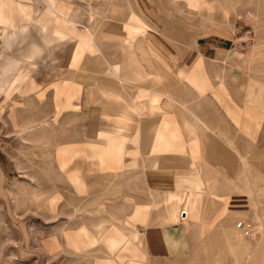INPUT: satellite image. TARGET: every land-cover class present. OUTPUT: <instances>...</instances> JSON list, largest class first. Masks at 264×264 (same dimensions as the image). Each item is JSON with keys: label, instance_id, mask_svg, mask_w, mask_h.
Instances as JSON below:
<instances>
[{"label": "crops", "instance_id": "0c3cea01", "mask_svg": "<svg viewBox=\"0 0 264 264\" xmlns=\"http://www.w3.org/2000/svg\"><path fill=\"white\" fill-rule=\"evenodd\" d=\"M0 4V114L14 90L38 89L36 97L43 98L45 85L34 80L32 66L22 68L18 60L50 64L55 72L45 98L55 131L41 129L39 135L50 181L41 189L70 195L69 206L62 198L56 205L71 209L64 215L72 217L73 208L85 205L82 199L94 197L87 203L94 212L74 219L82 218L61 235H96L94 223L106 209L123 220L107 227L110 234L136 235L141 253L152 260L181 258L191 248L193 194L200 196L197 213L221 200L210 190L204 161L227 166L232 175L244 169L253 175L256 166L264 175L259 155L264 153V0H130L131 13L127 7L125 14L115 9L109 27L95 20L85 30L63 0ZM243 30L253 36L245 51L236 49L233 36ZM20 37L24 45L15 48V59L6 57ZM135 37L149 55L137 54ZM50 47L59 53L49 55ZM20 72L22 86L6 95L7 84ZM38 124L27 127L35 130ZM240 136L249 155L235 146ZM51 169L64 179L53 182ZM144 207V220L130 222L134 209Z\"/></svg>", "mask_w": 264, "mask_h": 264}, {"label": "rangeland", "instance_id": "374dc122", "mask_svg": "<svg viewBox=\"0 0 264 264\" xmlns=\"http://www.w3.org/2000/svg\"><path fill=\"white\" fill-rule=\"evenodd\" d=\"M63 1L72 8L71 12L81 30L90 28L95 20L105 21L109 27L108 20L112 18L115 9H122L124 14L127 12L126 7L128 11L132 10L130 0ZM31 34L33 38L39 40V33L35 27H32ZM62 36L65 38L66 33H62ZM233 36L236 49L241 51H245L248 44L253 41L249 30L236 31ZM133 41L138 55L150 54L141 39L135 37ZM23 42L20 37L16 46L6 51L10 55L6 57L15 59V48L23 46ZM56 51L59 53L60 49L48 48L49 55L50 52L56 54ZM61 54L66 61L69 55L67 41L63 43ZM18 61L22 68L32 66L30 74L36 82L45 86L42 87L44 93L42 100L36 97L38 89L27 92L14 90L23 84V74L20 72L5 88L6 95L14 91L0 114V264H103V260H111L115 256L126 259L127 255H119L118 251H112L111 247L108 251L110 254L106 257L93 250L99 243L108 241L109 238L106 236L110 234L109 231L101 238H97L96 235H61L67 229L72 230V227L78 226V221L82 218L76 221L74 219L89 214L87 210H90V214L94 212L93 208H87L88 201L94 197L82 199L86 200L85 205L73 208L72 217L64 215L65 212L70 214L71 209L65 210L56 205L57 200L62 197L56 194L55 187L41 189L50 181L48 175L47 178L45 176L46 161L42 160L43 150L39 143L41 139L39 135L41 129L52 133L55 131L50 99L45 98V93L48 94L51 88V78L55 69L50 64H41L40 58L33 64ZM63 70L66 71V63ZM3 73V68H0V75ZM83 73L88 75L85 69ZM68 79L66 75L64 83L68 82ZM82 85L83 83L81 87ZM81 118L86 119L84 113L81 114ZM40 120L43 125L39 123ZM35 123L41 126L34 128L35 130L27 127ZM199 130L202 129L199 127ZM235 146L241 155L250 154L247 153L249 144L246 138L240 136L239 144L235 143ZM259 149L256 143L255 152L258 153ZM263 154V152L259 154L262 164ZM203 169L206 173H211L206 176L209 178L210 190L214 191V195L221 197V200L218 201L217 207L216 200H213L209 203L208 209L203 207L200 213H197L200 208V196L198 193L193 194L194 198L191 199L189 207V211L193 212L189 253L176 259L152 260L141 251L139 256L144 259L145 264H264V175L259 173L260 168L256 166L253 175L248 174V169H244V172L241 170L239 175H232L231 168L223 165L212 166L205 160ZM251 169L254 170L253 167ZM56 171L57 169H51L49 172ZM50 175L53 182L57 180ZM61 178L64 179L63 175ZM69 197L67 194L61 200L67 206L71 203ZM208 197L204 195V200ZM170 199L171 197L168 199V209L173 212ZM140 210L142 212L147 209L144 207ZM132 217H135V209ZM161 220L168 221L169 218ZM136 221L142 222L138 217ZM241 221L243 226H238ZM80 232L84 233L85 228ZM110 235H113L111 239L119 236ZM134 240L137 243L136 235ZM45 241L48 252L43 249ZM94 257L101 263H96L97 260L94 262Z\"/></svg>", "mask_w": 264, "mask_h": 264}, {"label": "bare ground", "instance_id": "6f19581e", "mask_svg": "<svg viewBox=\"0 0 264 264\" xmlns=\"http://www.w3.org/2000/svg\"><path fill=\"white\" fill-rule=\"evenodd\" d=\"M52 176L54 177V179H57V180L62 179L61 178L62 173L58 170L56 172H52ZM168 210H169L170 214H172V210H170V209H168ZM100 213L102 215L101 216L102 218L98 222L94 223V226L96 227V229H98L97 230L98 232L96 233L97 238H101L104 236V235L100 234L101 232L103 233L104 230H106L107 232L109 231V230H107V227L110 224H114V223L121 224L123 222V220H120L115 215L110 214L106 209H101ZM146 213H147L146 210L141 212L140 208L135 209V217H132L130 222L135 223V221L137 220V217L143 221L145 216H146ZM106 237L109 238L107 242L106 241L101 242V243H99V245H97L96 247L93 248V250H95V252H98L97 254H100V256H102V257H106L108 254H110V252H108V251H110L109 247H111L112 251L115 250V251H118V253L120 251L122 253L126 252L127 258H129L127 261V264H141V262H139L141 259V257L139 256L140 247L134 240L135 235H130L128 233L127 235H119V236H117L118 238L111 239L113 237V235L109 234ZM104 259H106V258H104ZM124 261H125V259H123L121 256H115L114 259L103 260L102 263L104 264V262H105L107 264H119V263H123Z\"/></svg>", "mask_w": 264, "mask_h": 264}, {"label": "built area", "instance_id": "2783aa9c", "mask_svg": "<svg viewBox=\"0 0 264 264\" xmlns=\"http://www.w3.org/2000/svg\"><path fill=\"white\" fill-rule=\"evenodd\" d=\"M238 226H243V225H242V221L238 223Z\"/></svg>", "mask_w": 264, "mask_h": 264}]
</instances>
